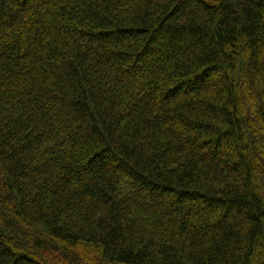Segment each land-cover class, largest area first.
<instances>
[{
    "label": "trees",
    "instance_id": "trees-1",
    "mask_svg": "<svg viewBox=\"0 0 264 264\" xmlns=\"http://www.w3.org/2000/svg\"><path fill=\"white\" fill-rule=\"evenodd\" d=\"M0 264H264V0H0Z\"/></svg>",
    "mask_w": 264,
    "mask_h": 264
}]
</instances>
